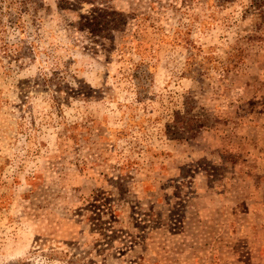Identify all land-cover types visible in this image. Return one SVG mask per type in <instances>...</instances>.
Returning <instances> with one entry per match:
<instances>
[{
	"label": "rangeland",
	"instance_id": "1",
	"mask_svg": "<svg viewBox=\"0 0 264 264\" xmlns=\"http://www.w3.org/2000/svg\"><path fill=\"white\" fill-rule=\"evenodd\" d=\"M0 0V264H264V26L249 0ZM203 121L166 133L175 113Z\"/></svg>",
	"mask_w": 264,
	"mask_h": 264
},
{
	"label": "trees",
	"instance_id": "2",
	"mask_svg": "<svg viewBox=\"0 0 264 264\" xmlns=\"http://www.w3.org/2000/svg\"><path fill=\"white\" fill-rule=\"evenodd\" d=\"M108 0H59L60 7L64 10L72 12L78 9L82 3L90 5L89 10L85 15H79L77 27L81 31H86L91 36L111 43L113 34L121 33V28L124 26V18L121 14L113 11H108L109 7L105 4ZM230 0H216V4L225 5ZM244 12L251 13L259 20L260 25L264 26V0H249V4ZM186 112H177L174 114L172 125L165 126L166 133L171 137H176V131L187 132L191 137H194L200 129L204 127L203 121L195 119L193 116H186Z\"/></svg>",
	"mask_w": 264,
	"mask_h": 264
}]
</instances>
